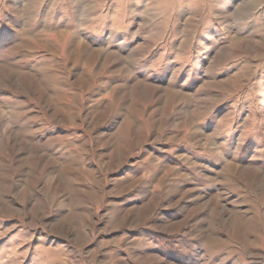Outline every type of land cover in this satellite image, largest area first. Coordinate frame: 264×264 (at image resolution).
I'll return each instance as SVG.
<instances>
[{"label": "rangeland", "instance_id": "rangeland-1", "mask_svg": "<svg viewBox=\"0 0 264 264\" xmlns=\"http://www.w3.org/2000/svg\"><path fill=\"white\" fill-rule=\"evenodd\" d=\"M0 264H264V0H0Z\"/></svg>", "mask_w": 264, "mask_h": 264}]
</instances>
